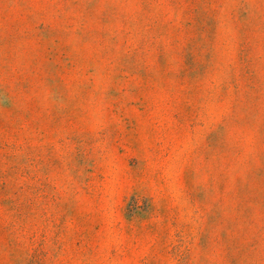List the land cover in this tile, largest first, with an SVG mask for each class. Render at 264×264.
I'll use <instances>...</instances> for the list:
<instances>
[{"label":"rangeland","instance_id":"1","mask_svg":"<svg viewBox=\"0 0 264 264\" xmlns=\"http://www.w3.org/2000/svg\"><path fill=\"white\" fill-rule=\"evenodd\" d=\"M0 264H264V0H0Z\"/></svg>","mask_w":264,"mask_h":264}]
</instances>
